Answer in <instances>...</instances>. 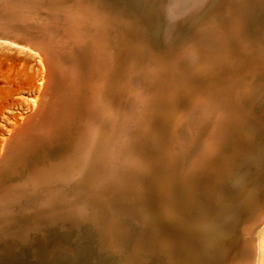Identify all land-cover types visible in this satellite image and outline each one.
Wrapping results in <instances>:
<instances>
[{
    "label": "bare ground",
    "instance_id": "bare-ground-1",
    "mask_svg": "<svg viewBox=\"0 0 264 264\" xmlns=\"http://www.w3.org/2000/svg\"><path fill=\"white\" fill-rule=\"evenodd\" d=\"M211 2L166 0L157 10L166 47L153 52L104 0H0V45L35 48L46 64L32 112L0 157V264L38 258L46 245L49 260L85 253L104 264L89 248L52 247L56 234L82 228L99 237L98 252H124L123 264H197L189 250L210 237L197 210L224 200L223 183L250 150L247 121L264 118V23L251 25L264 0ZM176 19L195 23L180 40ZM54 142L62 159L32 168ZM263 180L227 247L214 248L215 264H264ZM201 181L203 200L192 189Z\"/></svg>",
    "mask_w": 264,
    "mask_h": 264
},
{
    "label": "rangeland",
    "instance_id": "rangeland-1",
    "mask_svg": "<svg viewBox=\"0 0 264 264\" xmlns=\"http://www.w3.org/2000/svg\"><path fill=\"white\" fill-rule=\"evenodd\" d=\"M216 1H218V0H212L211 5L214 4ZM104 2L111 5L113 10L114 11L116 10L115 12L119 15V17H121V19L124 20L126 23H129L131 32H132V30L134 32L133 34H135V32H136V34H135L136 36L134 35V37L145 42L147 47H148L147 49H150L153 52H159V51L165 49L166 46H165L164 41L162 40L163 35H164V29H165V24H164L165 20L163 19L162 13H160V14H158V13L160 11L162 12V5H163V3L166 2V0L165 1H163V0H133V1L132 0H104ZM153 2L155 4H157L158 6L155 5ZM250 3L251 2H248V5H250ZM234 4H236V3H234ZM126 8H128V9L126 10ZM158 9L159 10L161 9V10L159 11ZM138 10H139V12H138ZM151 10H153L155 12L152 11V13H151ZM157 10H158V13H157ZM258 12L259 11L257 10V11H255V13H253V19H256V20L252 19V21H251L252 22L251 25L253 27L256 25L264 23V19L262 18V16L264 17V12L261 11V12H259L260 14ZM122 13H123V15H122ZM134 13L137 14L138 16H136ZM139 13H140L142 18L139 17ZM152 14H154V15H152ZM156 14H158V15L156 16ZM123 16H124V18H126L127 16L128 17L130 16V17L129 18L127 17L126 18L127 21H126V19L122 18ZM255 16H257V17H255ZM132 17H134V18H132ZM138 18H140V19H138ZM160 19H161V21H159ZM130 20H132V21H130ZM135 20H136V22H134V23L135 24L137 23L136 25L133 24V21H135ZM158 22H159V24H158ZM175 23H176V26H175ZM154 24H155V26H154ZM163 24H164V26H163ZM194 24H195L194 20L193 21L192 20L182 21L181 19L180 20L176 19L175 22L173 23V31H174L173 34H174V36L177 37L179 40L182 39L181 36L183 37L188 32V30H190V28H192L194 26ZM132 25L134 27H132ZM184 25H186V26H184ZM144 26H146V27H144ZM147 26H149V27H147ZM161 26H163V27H161ZM142 27H144L145 29ZM157 28L159 30H157ZM254 28H256V27H254ZM135 29H139V30H135ZM149 30H152V31H149ZM142 32H143V34H142ZM151 32H153L154 35ZM146 34H148V35H146ZM143 36H145V37H143ZM146 37H148V38L145 39ZM149 39L151 41H147V42L144 41V40H149ZM11 42L15 43L13 41H11ZM149 42H151L152 44H150ZM15 44H17V43H15ZM26 47L30 48L33 52L29 51V50H21L19 47H17V46L14 47V45H10V44L0 45V157L2 156L3 152L6 149L4 147L5 146L4 142H5L6 137L13 131L14 128H15L14 132L17 131V127H19L20 124L24 120V117H22V116H26L32 112L31 109L33 108L34 98L38 94V90H39V86H40L41 82H43V75L42 74L46 69L45 68L46 64H44L42 61H39V60H41L44 57L41 56L42 54L39 53V50H36L35 48H31L30 46H26ZM41 78H42V81L40 82ZM260 103H262V102H260ZM260 103H259V105H260ZM247 126L251 127V129L247 131L248 134H245V136L246 135L249 136V142L251 143L250 144V150L245 151L243 153L241 160L238 162V164H236V166H234L232 168V172H231L232 175L230 174V177L223 183L222 186L224 187V194H225L224 200L218 199V198H215V199L213 198L212 199L213 201L210 199H209V201L205 200V202L203 201V204H202L203 207H201L202 210L201 209L197 210L198 213L202 212L201 213L202 215L196 213L197 217L198 216L200 217V218L198 217L199 218L198 219L199 220V227H201L200 229L203 230L204 232H206V234L208 236H210L209 240L207 242V243L210 242L209 244L206 243L204 245V241L201 238H197L196 246L195 247L191 246L190 249H192V250H189V253L195 257L197 264H199V263L205 264L206 262L208 264H215L217 262V255L214 251V248L217 249V246L219 247V249L223 248V247L224 248L227 247V245H228L227 242H230L229 236L230 235L233 236V234H234V233H232V230H234L233 232H235L237 230V227L234 224L236 218H238V215H240V212L242 211L243 207L247 206V204L249 203V200L257 197V194L260 193V189H261L260 186L262 185V184H260L261 178L263 179V177H264V175H263L264 174V166H263L264 165V118H262V120L256 126L254 124H251L250 121L248 120ZM34 134L37 136H40V132H38V131L35 132ZM63 147H64V144L54 142L52 145H49V147L46 149V152L44 153L45 156L40 157L41 159L39 158V159L35 160L33 162L34 164H31L30 166L32 168L35 167L36 170L37 169L39 170V167H41V165H43V163L44 164H46V163H52V164L57 163L58 160L60 161V159H62V157L64 155L63 152H65V149H64L65 147L64 148ZM62 149H63V151H61ZM3 178H4L3 181H5L4 185L5 186L9 185L10 184L9 173L4 174ZM11 182H13V181H11ZM263 182H264V180H263ZM187 187L192 188L193 186L187 185ZM197 187H198V190H197ZM192 189H194V192L196 191L197 196L199 194L198 198L207 197L206 195L208 193L210 194V189H209V185H208L207 181H201L200 185L197 184V186L192 188ZM201 191H202V194H201ZM201 195H203V196H201ZM236 195L239 197H237ZM200 199H202V198H200ZM222 203H225V204L223 205ZM216 206H217V208H216ZM221 206H223V208H221ZM206 210H207L208 214H207ZM208 210H210V211H208ZM212 213H213V215H212ZM149 229H150V231L152 230V228H149ZM134 231L132 232V235H133V237L134 236L137 237V235H139V232H140V227H139V229H138V227H136L134 229ZM63 233L61 232L60 234H56L54 236V243L52 244V247L56 248L54 246L57 243L56 240L65 242L59 248H56L57 252H59V251L64 252L65 251L64 249H67L68 251H71L73 254H75L81 248H89V249H91L93 256L95 255L96 259L100 263L102 262L104 264L105 263H107V264L108 263L109 264H123V262H121L123 260H119V258L124 254V252H119V250H117V249L115 250L113 248H108V247L105 248V245H103L104 250H100V252H98L97 247H96V245H97L96 241H98L99 237L97 236V238H98L97 239V238H94L93 235L90 236L91 234L88 231L84 230V228H82L81 230H78V231H75V230L69 231L67 236H64ZM227 233H228V236H225V235H227ZM146 237L147 238L150 237V239H152V240L156 238L155 235L149 234V233H148V236H146ZM230 239H232L231 236H230ZM224 244H226V245H224ZM92 246H94V247H92ZM205 246L207 248H205ZM66 247H68V248H66ZM42 249H43V251H45V250L50 251L51 250V248L48 247V245L42 246ZM59 249H61V250H59ZM206 249H207V251H205ZM111 250H113V251H111ZM26 254H27L26 259L29 258V259L33 260L35 257V256L31 255L29 252H27ZM107 254H109L110 256L109 255L107 256ZM206 257H208V258H206ZM175 259L177 261H179L178 257L177 258L175 257ZM203 260H205V262ZM55 261L51 262V264L52 263L55 264ZM155 264H160V262L155 263ZM217 264H219V263H217Z\"/></svg>",
    "mask_w": 264,
    "mask_h": 264
},
{
    "label": "water",
    "instance_id": "water-1",
    "mask_svg": "<svg viewBox=\"0 0 264 264\" xmlns=\"http://www.w3.org/2000/svg\"><path fill=\"white\" fill-rule=\"evenodd\" d=\"M56 241L57 243L54 245L56 248H59L61 245H63V243H65L59 240H56ZM47 253H48V250L47 251L40 250V254L38 255V258L34 257L33 260L28 258L22 261L20 260V261L11 262L10 264H51V262H53V259L49 260V258H46L45 256L47 255ZM90 258L91 256H88L85 253H81V255L77 257H73V256L65 257L63 255H60L58 259L55 261V264H95L93 261L90 260Z\"/></svg>",
    "mask_w": 264,
    "mask_h": 264
}]
</instances>
